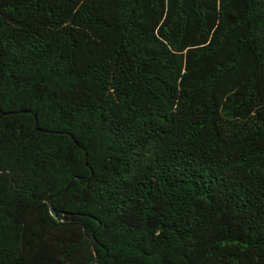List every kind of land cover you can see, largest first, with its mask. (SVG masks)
Returning <instances> with one entry per match:
<instances>
[{
    "label": "trees",
    "instance_id": "16d2710c",
    "mask_svg": "<svg viewBox=\"0 0 264 264\" xmlns=\"http://www.w3.org/2000/svg\"><path fill=\"white\" fill-rule=\"evenodd\" d=\"M0 264H264V0H0Z\"/></svg>",
    "mask_w": 264,
    "mask_h": 264
}]
</instances>
